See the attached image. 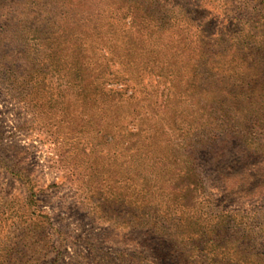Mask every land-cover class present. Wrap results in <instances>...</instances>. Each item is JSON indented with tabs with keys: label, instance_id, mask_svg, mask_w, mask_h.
<instances>
[{
	"label": "rangeland",
	"instance_id": "374dc122",
	"mask_svg": "<svg viewBox=\"0 0 264 264\" xmlns=\"http://www.w3.org/2000/svg\"><path fill=\"white\" fill-rule=\"evenodd\" d=\"M173 1L194 6V0ZM235 4L206 0V12L194 16H217L227 24ZM25 8L0 0V11H9V30L16 29L18 40L28 36L5 41L0 51V220L7 222L0 241L7 255L0 264H172L160 257L167 248L174 257L196 253L192 239L199 237L209 264L215 255L218 260L223 253L237 257L243 235L260 242L253 253H263L264 128L252 127L258 138L248 139L250 146L238 125L240 134L216 131L206 143L191 135L184 141L177 137L165 154L167 142L160 132L169 116L154 111L163 85L148 76L141 83L134 70L127 81L111 79L102 90L94 82L86 95L69 91L67 111L60 103L46 108L38 96L42 72L53 69L47 47L62 42L49 45L36 31L16 27ZM5 22L3 16L0 24ZM193 82L184 85L192 98H179L181 104L172 106L180 114L183 104H191L206 126L210 110L193 103L194 98L205 103L203 87ZM64 112L70 115L66 122L60 121ZM99 128L103 132H96ZM191 139L192 147L185 148ZM157 153L167 155L166 164L156 161ZM157 162L168 174L164 190L155 177ZM188 165L196 169L200 184L182 179ZM255 263L254 257L243 262Z\"/></svg>",
	"mask_w": 264,
	"mask_h": 264
},
{
	"label": "trees",
	"instance_id": "16d2710c",
	"mask_svg": "<svg viewBox=\"0 0 264 264\" xmlns=\"http://www.w3.org/2000/svg\"><path fill=\"white\" fill-rule=\"evenodd\" d=\"M14 2L24 5L27 10L24 20L19 21L16 27L23 25V29L36 31L38 35H42L40 40L49 41V45L58 40L62 42L60 46L47 47L46 55L53 69L51 73L42 72L43 87L38 96L43 100L41 105L46 108L54 109L60 103L61 110L67 111L66 103H70V98L66 96L69 91L86 95L90 89L89 83L94 82V87L102 90L104 83L111 79L127 81L129 75L133 77L134 70L139 72L140 82L141 77H156L163 85L154 111H162L164 116H169V122L164 124V129L168 131L162 129L160 132L163 141L167 142L168 151L165 154L169 153V149L173 147L172 141L177 137L184 141L191 135L200 138L198 143H206L216 136V131L237 130L240 134L239 125L244 131L241 135L246 143L248 139L253 141V138H258L255 136L257 130L252 127L257 125L258 129L264 128V0H236L235 6L229 11L228 23L223 25L221 18L217 16L205 20H198L194 16L200 11L206 12V0H194L192 8L173 0ZM252 2L254 4L251 7H248L249 4L243 6ZM43 7L48 10H44L46 14L40 19L42 15L39 12H42ZM28 12L32 13L31 18L28 17ZM8 13V9L6 12L0 11V19L4 16L6 21V24H0L1 52L5 41L19 42L28 38L22 36L18 40L14 33L16 29L9 30L11 24ZM128 17L130 22L127 25L125 21ZM35 23H42L45 27L35 28ZM189 79L194 81L195 87H203L201 96L205 103L200 104L198 98H194L193 103L198 108H209L210 122L206 126L199 123L191 104H183L180 114L173 109V102L177 106L181 104L177 102L179 98L187 102L192 98L184 88ZM208 92L213 96L207 97ZM113 93L120 92L114 90ZM60 116V121L63 122L70 117L66 112ZM231 121L232 124L227 126L226 123ZM83 125L81 123L78 126V132L83 130ZM96 132L103 131L99 128ZM193 142L195 139L186 141L185 148L188 145L192 147ZM165 154L157 153L156 161L163 160L161 163L166 164ZM185 161L191 163L188 154ZM159 162L155 177L164 190L169 179L167 172L158 165ZM184 178L189 179L193 185L201 183L196 169L190 165L182 176ZM223 224H227V221ZM4 225L7 222L1 219L0 241L6 236ZM249 238L250 236H241L238 243L242 245V250L238 251L237 257L223 253L220 260L215 255L208 263L243 264L247 257H254L255 264H264V252L253 253L255 249L259 250L260 242L253 237L250 241ZM201 241V237L192 239L196 253L191 251L190 254L180 253L174 257L171 247L160 256L161 260L166 258L172 264H207L203 258L205 255L201 252ZM251 242L257 246L251 247ZM3 249L0 244V261L7 255ZM191 258L193 260L189 261Z\"/></svg>",
	"mask_w": 264,
	"mask_h": 264
}]
</instances>
